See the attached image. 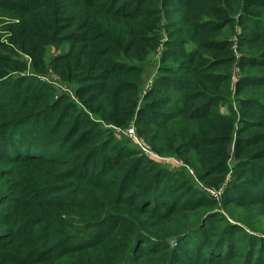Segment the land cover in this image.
<instances>
[{
    "label": "trees",
    "instance_id": "1",
    "mask_svg": "<svg viewBox=\"0 0 264 264\" xmlns=\"http://www.w3.org/2000/svg\"><path fill=\"white\" fill-rule=\"evenodd\" d=\"M262 24L264 0H0V264H264V235L247 229L261 198L232 193L264 181ZM16 51L74 84L64 111L52 81L15 76L27 66ZM100 123H133L181 171ZM195 177L221 197L188 198Z\"/></svg>",
    "mask_w": 264,
    "mask_h": 264
},
{
    "label": "rangeland",
    "instance_id": "2",
    "mask_svg": "<svg viewBox=\"0 0 264 264\" xmlns=\"http://www.w3.org/2000/svg\"><path fill=\"white\" fill-rule=\"evenodd\" d=\"M262 26H264V25L262 24ZM180 46H181L180 44H176V47H180ZM67 48H68L67 44H64V45L60 46L59 49H57L54 46V47H52V48H50L48 50L47 55L45 56L46 64H47V68H48V73L54 74V71L50 68V66L53 63L52 59L56 56V54L65 52L67 50ZM187 49H189V48H187ZM13 58L14 59H18L19 65H21V66H25V64H27V66L25 68L24 67L21 68V69H26V70H22L21 73H16L15 74L16 77H17V75L35 74V75L39 76V78L42 79V80L52 81L58 87L59 94L64 95V97L59 100L60 102H59V105L57 106V109H58L59 112H62V111H64V109H66V105H67V103L69 102L70 99L74 100V97H75V88H73L74 84H65V83L61 82L59 79L58 80L57 79L52 80L53 78L50 75H48L46 73L37 72L36 70H33L31 68L32 61H31L30 57H28L27 55H25L23 53H20V52L16 51L13 54ZM159 58H160L159 54L158 53H154V54H152V57L150 58L149 62H147V72H146V76H145V79H146L145 81L147 83L146 86H145L146 90L149 89L150 87H152L153 83L150 82V81L155 76L153 74L154 73V67H155V65L156 66L158 65ZM156 59H157V61H156ZM129 61H130L131 64H134V65L136 64V66H140L142 64V62L136 60L135 58L130 59ZM233 71H234V69H233ZM233 74L238 76L239 69L238 68L235 69V71L232 73V77H233ZM237 79H239V78H237ZM14 84H15V81L12 83V86H14ZM233 86H234V82H233ZM12 89H13L14 93H19L20 92L15 87L12 88ZM59 94H58V96H59ZM2 95H6V92H0V98L3 97ZM59 98H57V100ZM237 103L235 101L234 104L237 105ZM253 103L262 105V107H264V102H253ZM77 108L79 110H83V111L86 112V110H85L84 106H82V104L78 103ZM227 109L228 108L226 106H223V111L224 112H227L228 111ZM67 114H68V117L71 118V120H72L73 116L70 115L68 112H67ZM90 117L93 118V119H96L98 122H101V120H99L97 117H95L91 113H90ZM59 121H60V118H59L58 121H56L54 119L53 120H49L48 121V125L51 128L54 127V126L58 127ZM31 123H33V121ZM40 123L45 124L46 122L45 121L42 122V120H41ZM62 126H64V124H62ZM100 127L103 130H107V133L110 134V132L107 129V127H111L110 125H107V124L101 125V123H100ZM39 128H40V126H38V129ZM111 128H112V132L113 133H114V130H115L114 134H116L115 137L117 138V141H118L120 146L132 147V148L137 149L138 151H140V153L145 155L146 157H149V158H152V159H155V160L157 158H162V160H161L162 162L161 161L160 162H153V161L151 162V164L156 165V166H154L155 168H161V169H165L167 171H174V172L175 171H179V170L181 171L180 168L182 167V165H184V163L175 154L171 153L167 149H163L162 150L164 153H158L155 150H153L151 147H147L141 141V138L138 135L136 127H135V125L133 123L129 127L113 126ZM5 132H6V136L12 135V129L11 128H9V129L7 128L5 130ZM16 137L18 139V136H16ZM168 159H170V160H168ZM149 165H150V163H149ZM190 169H191V173H194L196 175L195 169H193V168H190ZM200 169H204V167H201ZM230 173H231V171H230ZM243 189L246 192L247 191L251 192L252 195H250V194L246 195L245 194L244 196H241L237 192H234V191H232V193L234 195H236L238 198H242V197L246 198L245 200L261 198L260 203H258L257 205L263 209L262 220L257 222L254 225L256 230H253V228H249V227H247V229L249 231L253 232V233H256L257 235H260V234L264 235V181H263L262 187L255 186V188H252L250 186H245ZM197 191H201L204 195H208V196H211V197H214V198H220L221 195L223 194L222 190H217V189H214L212 187H205V185H203L201 183V181L198 179V177H195V180H193V183H191V186L187 190H185L184 193L187 195L188 198H192V197L195 196V193ZM68 193L69 192H65V194H68ZM159 193L160 192H159L158 185L157 186L155 185L151 197H155ZM133 199L135 201H137V202L144 203V201H141L142 198H140L139 196H135L134 195ZM146 199H148V198H146ZM2 200H4V197H0V202ZM224 212L227 213V211H225V210H224ZM234 223H236V222H234ZM0 227H2V226H0ZM6 232L9 233L11 231L10 230H6ZM0 233H4V232L0 231ZM171 243H172V245H176L177 244L176 239H171ZM221 252L222 251L220 250V253ZM187 255L191 256L189 254H187ZM219 255H222V254H219Z\"/></svg>",
    "mask_w": 264,
    "mask_h": 264
}]
</instances>
